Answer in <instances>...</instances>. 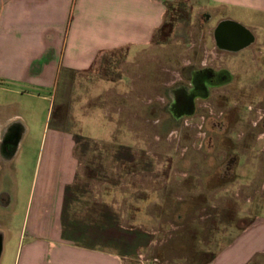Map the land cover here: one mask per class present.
Listing matches in <instances>:
<instances>
[{"label":"rangeland","instance_id":"1","mask_svg":"<svg viewBox=\"0 0 264 264\" xmlns=\"http://www.w3.org/2000/svg\"><path fill=\"white\" fill-rule=\"evenodd\" d=\"M191 7L179 1L170 9L168 24L154 40L157 46L135 60L136 68L127 64L126 98H111L104 113L92 111L88 76L75 90L61 81L52 100L40 105L50 129L60 118L64 131L86 140L80 148L79 193H71L67 203L79 199L92 207L95 240L88 242L102 244L103 228L104 244L123 254L124 264H206L255 217H264V17L225 12L252 28L254 48L235 56L209 48L214 58L208 68H225L229 79L177 117L168 109L169 92L189 84L190 68H203L199 47L204 41L211 47L208 31L223 16L206 25L204 17L188 12ZM173 23L183 28L175 36ZM135 86L141 96L134 98ZM16 146L10 154L19 153ZM38 146L29 141L20 149V156L31 155L24 177L17 178L22 207ZM5 155L0 148L11 191L16 179L6 171ZM24 210L4 241L0 264H14L27 242L19 234ZM70 212L68 207L66 227L76 238L77 228L84 232L86 226L70 225Z\"/></svg>","mask_w":264,"mask_h":264},{"label":"crops","instance_id":"2","mask_svg":"<svg viewBox=\"0 0 264 264\" xmlns=\"http://www.w3.org/2000/svg\"><path fill=\"white\" fill-rule=\"evenodd\" d=\"M179 1L190 2L188 12L204 17L206 25L223 15L210 25L211 47L207 41L199 47L203 66L214 58L208 49L216 50L213 33L219 23L230 21L253 34L225 12L264 17V0H0V148L6 171L16 179L10 191L0 167V259L4 241L25 209L19 234L27 242L14 264H124L123 254L104 244L103 228L102 244L88 242L95 240L92 207L79 199L67 203L71 193H79L80 148L86 140L64 131L60 118L50 129L48 117L41 119L40 105L52 100L61 81L75 90L86 76L92 80L87 91L93 113H104L111 98H126L128 62L136 68L135 60L157 46L154 40ZM181 27L173 23L172 36ZM121 54L124 58L116 59ZM137 91L135 86L131 96H141ZM29 141L39 146L22 207L17 178L24 177L31 155L27 151L20 156V149ZM15 146L19 153L12 155ZM68 207L73 212L70 225L86 226L84 232L77 228L76 238L67 231ZM207 264H264V217H255Z\"/></svg>","mask_w":264,"mask_h":264},{"label":"flooded vegetation","instance_id":"3","mask_svg":"<svg viewBox=\"0 0 264 264\" xmlns=\"http://www.w3.org/2000/svg\"><path fill=\"white\" fill-rule=\"evenodd\" d=\"M213 36L215 37V47L219 55L231 54L235 56L244 50L253 49L256 43L254 34L230 21L219 23L214 30ZM191 69H189V84H179L169 92L172 101L168 105V109L177 117L189 111L192 100L195 103L198 97L205 96L207 92L217 88L229 79L225 68L215 70L208 68L206 65L202 69Z\"/></svg>","mask_w":264,"mask_h":264},{"label":"water","instance_id":"4","mask_svg":"<svg viewBox=\"0 0 264 264\" xmlns=\"http://www.w3.org/2000/svg\"><path fill=\"white\" fill-rule=\"evenodd\" d=\"M193 105H194V102H193V100L191 101V105H190V108H189V111L188 112H191L192 111V107H193Z\"/></svg>","mask_w":264,"mask_h":264},{"label":"trees","instance_id":"5","mask_svg":"<svg viewBox=\"0 0 264 264\" xmlns=\"http://www.w3.org/2000/svg\"><path fill=\"white\" fill-rule=\"evenodd\" d=\"M214 256H215V255H214ZM214 256H213V257H212L207 263H209V262L214 258ZM207 263H206V264H207Z\"/></svg>","mask_w":264,"mask_h":264}]
</instances>
